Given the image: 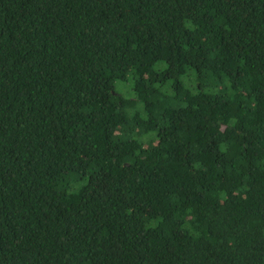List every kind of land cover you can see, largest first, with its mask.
I'll return each mask as SVG.
<instances>
[{"label":"trees","instance_id":"obj_1","mask_svg":"<svg viewBox=\"0 0 264 264\" xmlns=\"http://www.w3.org/2000/svg\"><path fill=\"white\" fill-rule=\"evenodd\" d=\"M0 264H264V0H0Z\"/></svg>","mask_w":264,"mask_h":264},{"label":"rangeland","instance_id":"obj_2","mask_svg":"<svg viewBox=\"0 0 264 264\" xmlns=\"http://www.w3.org/2000/svg\"><path fill=\"white\" fill-rule=\"evenodd\" d=\"M125 84L124 83H122V82H116L115 83V88H116V90H118L119 92H121L122 94H123V96H127V97H129V95L128 94H126V90L128 91V88L125 86ZM137 107H138V105H137ZM136 108H134V109H132V110H135ZM129 111V110H128Z\"/></svg>","mask_w":264,"mask_h":264}]
</instances>
